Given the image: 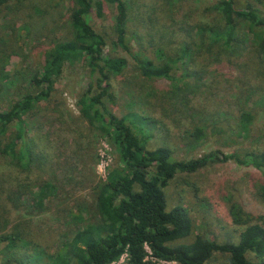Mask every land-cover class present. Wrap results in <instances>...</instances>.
<instances>
[{
	"label": "rangeland",
	"instance_id": "rangeland-1",
	"mask_svg": "<svg viewBox=\"0 0 264 264\" xmlns=\"http://www.w3.org/2000/svg\"><path fill=\"white\" fill-rule=\"evenodd\" d=\"M215 1L126 0L129 47L154 62H166V56L174 57L175 46L198 41L194 25L219 26ZM237 2L256 7L264 20V0ZM69 6L70 0H6L0 6V109L30 89L29 77L40 69V52L48 41L70 35ZM113 13L105 4L101 15L94 12L89 18L107 38L112 37ZM232 36L229 46L212 44L206 49L203 41L199 51L193 47L188 61L176 63L170 73L178 79V88H173L177 97L172 96L170 81L143 76L123 50L104 47L106 54L127 59L122 71L109 79L112 101L107 103L116 116L135 113L151 120H132L144 147H165L173 159L210 155L205 165L177 172L163 187L167 208H183L189 220L188 233L175 242H189L196 234L217 242L237 241L243 226L232 222L231 203L264 215L262 170L223 158L264 149V52L256 51L239 19ZM159 47H164V57ZM88 82L84 63L63 64L50 96L22 116L33 163L20 170L0 157V232L19 226L29 244L17 253H36L39 264H50L63 239L98 217L97 184L108 167L120 164L115 148L76 106ZM243 112L249 117L244 122ZM41 184L50 187L38 203ZM246 256L256 260L251 252ZM146 259L151 264H178L149 253ZM0 264L15 263L0 251ZM108 264H126V254ZM203 264H229L228 254L215 251Z\"/></svg>",
	"mask_w": 264,
	"mask_h": 264
},
{
	"label": "trees",
	"instance_id": "trees-1",
	"mask_svg": "<svg viewBox=\"0 0 264 264\" xmlns=\"http://www.w3.org/2000/svg\"><path fill=\"white\" fill-rule=\"evenodd\" d=\"M5 1L0 0V6ZM105 4L114 12L111 38L95 30L89 21L94 12L101 15ZM212 8L221 19V23H217L219 26L207 29L201 24L194 25L193 35L198 41L175 46L172 48L174 57L166 56L167 61L159 63L129 47L126 0H70V35L48 41L40 52V69L29 77L30 89L18 99L11 100L5 109H0V157L20 170H27L34 161V152L22 116L50 96L52 83L63 64L84 63L88 68L89 82L78 95L76 106L89 123L100 129L120 157V164L108 167L105 179L97 184L95 207L98 217L89 219L75 228L70 237L63 239L50 256V264H108L123 253L126 254V264H151L146 259L147 250L152 257L178 264H203L215 251L227 253L229 264H264V215H254L238 202L231 203L229 208L232 222L243 226L237 241L217 242L196 234L189 242H175L188 233L189 220L183 208H167L163 187L177 172L193 171L205 165L210 155L173 159L165 147L145 148L132 120L145 123L151 120L135 113L116 116L107 103L112 101L110 77L120 73L127 64L122 55L106 54L104 47L107 44L123 50L143 76L168 80L175 90L179 86L178 79L170 71L177 66L176 63L188 61L193 47L199 51L203 41L207 42L206 49L212 44L229 46L236 19L245 22L256 51L264 52V20L256 7L240 4L237 0H216ZM206 32H210V36ZM163 48H156L162 57L165 54ZM2 76L4 79L5 74ZM174 89L171 90L172 96L177 97ZM248 118L243 112V122ZM223 158L260 169L264 175V149L245 151L241 156L229 154ZM49 187L46 184L38 186V203L44 200L45 189L49 190ZM6 198L11 200L9 193ZM0 218H3L1 212ZM12 229L0 232L2 255L15 264L29 261L39 264L38 254L17 253V249L26 248L29 241L19 226ZM248 252L256 260L249 259Z\"/></svg>",
	"mask_w": 264,
	"mask_h": 264
},
{
	"label": "built area",
	"instance_id": "built-area-1",
	"mask_svg": "<svg viewBox=\"0 0 264 264\" xmlns=\"http://www.w3.org/2000/svg\"><path fill=\"white\" fill-rule=\"evenodd\" d=\"M147 253H149L148 250H147ZM124 254H125V253H124Z\"/></svg>",
	"mask_w": 264,
	"mask_h": 264
}]
</instances>
